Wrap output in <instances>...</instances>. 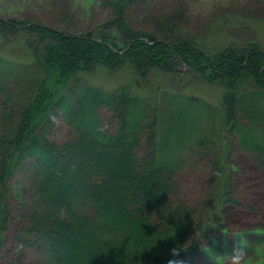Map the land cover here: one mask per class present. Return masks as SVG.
Returning a JSON list of instances; mask_svg holds the SVG:
<instances>
[{
	"label": "trees",
	"instance_id": "trees-1",
	"mask_svg": "<svg viewBox=\"0 0 264 264\" xmlns=\"http://www.w3.org/2000/svg\"><path fill=\"white\" fill-rule=\"evenodd\" d=\"M100 1L110 18L78 33L0 16V251L9 182L23 169V240L50 242L46 264H178L200 250L219 210L237 203L230 133L264 167V49L249 42L204 51L184 31L185 0H169L168 12L151 8L158 0ZM16 45L24 51L14 53ZM98 67H129L142 82L154 71L195 73L221 91L208 100L159 86L154 99L130 85L78 82ZM102 107L117 120L115 134L102 126ZM58 117L73 129L61 142L49 136ZM192 160L209 177L202 224L177 180ZM75 200L93 205V224Z\"/></svg>",
	"mask_w": 264,
	"mask_h": 264
},
{
	"label": "rangeland",
	"instance_id": "rangeland-1",
	"mask_svg": "<svg viewBox=\"0 0 264 264\" xmlns=\"http://www.w3.org/2000/svg\"><path fill=\"white\" fill-rule=\"evenodd\" d=\"M168 2L169 0H158L151 8H164L168 12L165 7ZM185 2L188 20L184 31L195 38L204 51L214 52L230 45L249 42H257L264 49V0ZM0 16L34 19L45 25L78 33L97 29L110 18L111 9L102 5L100 0H0ZM134 23L135 28H142L140 20L136 19ZM23 47L25 45H16L10 49L13 48L14 53L19 49L20 54L24 51ZM154 72L150 73L148 80L142 82L138 81V76L134 77L129 67L115 70L98 67L81 77L78 82L89 83L107 91L130 85L133 91L145 93L154 99L160 94L159 86L175 92L187 91L208 100L214 99L221 91L220 86L208 85L204 80L197 79L195 73H184L177 78ZM100 114L103 128L115 134L118 130L117 120L112 119L105 107L100 109ZM72 134V127L58 117L49 136L61 142L69 139ZM229 139L232 147L228 162L233 168L232 180L237 203L227 204L219 210L216 222L213 223L215 230L199 240L200 250L178 264H232L230 256L236 248H242L244 252L240 264H264V167L258 163L254 154L242 147L233 133H230ZM143 147L145 150V146ZM139 158L141 167L144 163L143 154ZM29 170L35 172L34 168ZM175 180L172 179V182ZM177 180L181 185L182 198L197 208V219L202 224L203 219L210 213L204 215L205 212H201L209 189L206 169L202 168L201 162L192 160ZM9 186L8 202L11 213L0 251V264H46L51 253L50 242L47 240L37 243L31 240V244H28L23 240L24 226L30 225L26 220L30 206L26 171L18 170ZM171 197L176 198L175 195ZM34 199L40 202L38 195ZM74 206L81 209L82 213L85 211L90 214L91 224L96 221L93 205L89 201L85 206H80L75 200Z\"/></svg>",
	"mask_w": 264,
	"mask_h": 264
},
{
	"label": "clouds",
	"instance_id": "clouds-1",
	"mask_svg": "<svg viewBox=\"0 0 264 264\" xmlns=\"http://www.w3.org/2000/svg\"><path fill=\"white\" fill-rule=\"evenodd\" d=\"M244 252L242 248H236L230 256L232 264H240Z\"/></svg>",
	"mask_w": 264,
	"mask_h": 264
}]
</instances>
